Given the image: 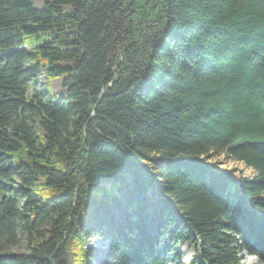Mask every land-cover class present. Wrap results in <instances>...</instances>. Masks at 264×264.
<instances>
[{"label": "trees", "instance_id": "16d2710c", "mask_svg": "<svg viewBox=\"0 0 264 264\" xmlns=\"http://www.w3.org/2000/svg\"><path fill=\"white\" fill-rule=\"evenodd\" d=\"M41 1L0 0V264L264 263V0Z\"/></svg>", "mask_w": 264, "mask_h": 264}, {"label": "rangeland", "instance_id": "374dc122", "mask_svg": "<svg viewBox=\"0 0 264 264\" xmlns=\"http://www.w3.org/2000/svg\"><path fill=\"white\" fill-rule=\"evenodd\" d=\"M34 5L36 8H41L43 5V2L41 0H34ZM42 74V73H41ZM38 77V81L40 83L39 87L41 89L43 88V75ZM49 91L52 94H55L56 96H60L63 92L62 86H61V79H53L50 81V85L48 86ZM207 163L213 170L215 171H221V172H227L230 173L232 177H234L236 180H241L244 178H251L254 173L252 168L246 166L244 163L240 161H236L232 159L230 156L226 155L225 153H209L208 156L206 157ZM147 168L149 169H155L154 164H150L149 162H143ZM156 170V169H155ZM106 240H102L98 237H94L93 234H91L87 240V243L85 245V248L87 250V253L91 259L89 264H102L103 255L98 254L99 252H102V249L105 248L106 251ZM24 250V243H21V245L12 248L10 250L11 253H18L22 252ZM179 250L181 253L186 254V258H184L185 262L188 261V257H191L193 254V250L189 249L186 246L180 247ZM97 253V254H95ZM96 256L95 259H93V256ZM241 256H243L242 263L243 264H264L260 263L259 260L252 255L247 254L246 252H242ZM95 260H97L95 262ZM70 264H73L72 261H70Z\"/></svg>", "mask_w": 264, "mask_h": 264}, {"label": "bare ground", "instance_id": "6f19581e", "mask_svg": "<svg viewBox=\"0 0 264 264\" xmlns=\"http://www.w3.org/2000/svg\"><path fill=\"white\" fill-rule=\"evenodd\" d=\"M133 14V13H132ZM135 14V13H134ZM35 52V51H34Z\"/></svg>", "mask_w": 264, "mask_h": 264}]
</instances>
